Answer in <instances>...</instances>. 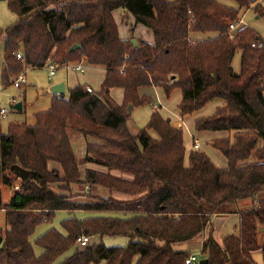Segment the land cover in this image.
<instances>
[{"label": "trees", "instance_id": "obj_1", "mask_svg": "<svg viewBox=\"0 0 264 264\" xmlns=\"http://www.w3.org/2000/svg\"><path fill=\"white\" fill-rule=\"evenodd\" d=\"M232 1L237 7L216 0H8L18 20L0 31L3 87L25 67L43 68L49 60H84L103 66L106 77L97 93L75 86L67 96H54L35 124L11 123L0 131V210L7 226L0 228V264H55L70 251L57 264H185L192 253L178 246L203 235L213 217L233 212L239 216L236 233L218 243L215 228L208 230L201 259L258 264L253 254L259 251L264 264V41L247 24L229 37L241 10L264 18V0ZM116 10L151 30L153 42L122 40ZM237 52L238 72L232 68ZM141 87H160L167 97L180 89L181 117L211 101L224 102L197 119L194 131L233 133L209 143L227 168L195 147L186 157L183 130L157 111L133 134L127 108L150 100L139 95ZM112 88L124 90L121 105L111 98ZM73 132L86 139L83 170L71 145ZM50 162L58 167L49 169ZM12 165L28 170L27 180L17 185ZM72 185L108 196H76ZM1 186L12 191L6 203ZM58 211L87 216H69L61 229L50 228L31 242L36 228ZM82 236L90 239L86 246L77 244ZM95 237L128 242L107 247L91 243Z\"/></svg>", "mask_w": 264, "mask_h": 264}, {"label": "rangeland", "instance_id": "obj_2", "mask_svg": "<svg viewBox=\"0 0 264 264\" xmlns=\"http://www.w3.org/2000/svg\"><path fill=\"white\" fill-rule=\"evenodd\" d=\"M168 1H173V0H168ZM218 3L223 4V5H227V6H232V7H237V5L232 1V0H216ZM244 10H248V9H244ZM251 10V9H249ZM121 13H123L124 11L120 10ZM254 11L251 10V13L248 15L246 21H248L249 23H251L252 25H254V27L259 31L260 36H262L264 38V18H261L259 20L254 18L253 13ZM255 14V13H254ZM242 18H244L245 21V17L242 14ZM116 19H119V16H117ZM18 20V17L15 13H13L9 7H8V0H0V31L4 32V30L14 24L16 21ZM245 21V22H246ZM121 25H118L119 31H120V35H123L124 31V27H120ZM2 38V37H1ZM240 52L236 53V56L234 58V62H233V66L236 69L239 68V59H240ZM76 62H71L70 65L74 64ZM4 64L3 61V54L2 51H0V109H4L5 111H7L6 115L4 116V118L2 116H0V125H1V130L2 133H6L8 130V125L10 122L13 123H19V124H27V125H33L36 123L35 121V116L34 114L40 111H43L45 109H47L49 107V97H47L48 95V84L50 83L49 79H48V69L44 68V69H38V70H28V72L26 71V85L22 88V89H17L13 84L8 85L6 88L3 87V85L1 84V68L2 65ZM64 71V70H63ZM57 73V72H56ZM60 74V73H59ZM14 79H12L13 81ZM25 89V90H24ZM178 89V88H176ZM175 90V89H174ZM172 91V93H174L175 91ZM93 93H97L94 92ZM171 93V94H172ZM170 94V95H171ZM165 95V93H164ZM166 98H169L165 95ZM179 97V96H178ZM175 95H173L172 102H175ZM13 99L15 100V102H13ZM218 101V100H215ZM18 102H24L25 103V108L24 111L20 112V113H16L14 111V109L12 108V105ZM216 103H211L210 107H206V109H204L202 111L203 113H206L209 108H211L212 106H214ZM131 106V105H130ZM135 108H132L130 111H133ZM128 110V108H127ZM129 111V110H128ZM132 113V112H131ZM137 115H135L132 118H130L132 124H137L140 127H145L146 126V122L148 121V117L151 115L150 114V108L149 107H145V106H140V108L138 109L137 112H135ZM207 114V113H206ZM188 118H195L194 115H191ZM191 131H193V134L199 137V141L200 143H202L207 149H203L205 151V153L209 156L212 157V153L211 152H215V149L210 146L209 142L206 144L207 139H213L215 137H218V134L216 132H212L210 131L209 133H199L195 134L194 133V127L192 126ZM185 133V140L187 141V144L189 141L192 142V140L188 139V129L186 127V129L184 130ZM70 141H71V145L73 147L76 159L78 164H80L82 162L83 157L85 156V143H86V139L78 134V133H70ZM209 140V141H210ZM212 142V141H210ZM201 150V149H199ZM218 152V151H216ZM220 155V153H218ZM221 156V155H220ZM52 163H54L55 167L51 166ZM187 164V162H186ZM49 169H53V168H57L58 167V163L55 162H50L49 164ZM82 166V170L84 168V166L82 164H80ZM79 165V166H80ZM114 174H117V172H113ZM16 184L19 185L20 184V180L18 179L16 181ZM2 188V201L3 203H6L9 200V196L12 193V191L10 192V190H8L6 188V186H1ZM73 188V194L77 196V194H80V192L84 193V194H89V195H94V196H108L107 192L104 190H99L97 189L96 191H92V192H88L89 188L86 187L84 190L83 188H81L79 185H72ZM14 191V190H13ZM86 191V192H85ZM85 200V199H84ZM249 203H245L243 204V206H246V208H250L248 207ZM241 206V205H240ZM69 216H75L78 218H84L87 216L86 213L83 212H75V213H68L65 211H58L56 212L54 218L52 221L47 222V223H43L41 225H39L34 234L31 236V242H33L39 235H41L42 233H44L46 230L50 229V228H57V229H61L60 228V222L69 217ZM220 216L218 219H216V216L213 217V220L216 219V221H214V225H211V228H209L208 230H213V228H215L214 232L217 231L218 227H217V220H219V222L224 218L225 221H222L223 223V227L219 229V237H224L226 234H228L230 230L229 227L233 228L234 230L237 228L236 223L239 222L238 218V212H233L231 214H223V215H218ZM228 216V219H226ZM234 223V224H233ZM213 224V222H212ZM6 226V221H5V213L4 210H0V228L5 229ZM237 230H235L236 232ZM209 234V233H208ZM215 235V234H214ZM203 235H201L200 237H198V239H201ZM205 237V235L203 236ZM101 242L102 244H104L107 247H123L127 244L128 240L125 237H105L101 240H99L97 237L95 238H91V243H99ZM194 245V244H193ZM189 246L187 247V249L192 253V254H196L197 257L199 258V260H201V254H200V249L198 247H194ZM179 247V246H178ZM34 251L36 255H40L42 250L37 247L34 246ZM72 252H68L67 254L63 255L61 258H59V260L55 263H59L60 261H62L66 256H69ZM253 258L254 260L258 263V264H263L262 260H261V253L260 252H255L253 254Z\"/></svg>", "mask_w": 264, "mask_h": 264}, {"label": "crops", "instance_id": "obj_3", "mask_svg": "<svg viewBox=\"0 0 264 264\" xmlns=\"http://www.w3.org/2000/svg\"><path fill=\"white\" fill-rule=\"evenodd\" d=\"M241 13L244 15L245 21H246L248 15L251 13V10H249V9L248 10H241ZM253 15H254L255 19H257V20L261 19V18H258L254 13H253ZM117 16H119V19H116ZM113 18H114V21L117 25V28H118V25H121L122 27H124L125 32H123V35H120V31L118 28L119 37L122 40H128V39L133 40V39H135L137 41L138 39H142L148 43L153 42L154 37H153L152 31L149 30L148 28L140 25V24H136L134 17L132 15H130L129 13H126V12L121 13L120 10H116L113 12ZM245 24L250 25L255 30H257L254 27V25H252L248 21H246ZM190 39L201 40V38L197 37V36L190 37ZM262 39L264 41L263 37H262ZM235 56H236V54H235ZM235 56H234V58H235ZM234 58L232 61V68L234 71L238 72L240 69V59H239V68L235 70V68L233 66ZM81 62H82V66H83L82 71H75V70H69L68 71V70L63 69V68L57 69V71H56L57 73L55 72L54 76H52L51 78L48 77V79L50 81V83L48 84V90H49L50 86L64 82L65 83V90H66L65 96H67L68 91L70 89H72L78 85L85 86L86 88L90 87V88H92V90L94 92H98L100 90L102 82L104 81V79L106 77L105 68L103 66L90 65V64L86 63L84 60H82ZM31 69L32 70H38V69H44V68H30L28 70H31ZM28 70H27V72H28ZM25 85H26V83L24 85H22L20 89H22ZM4 88H6V87H4ZM174 91L175 92L172 93L169 98H166L164 95V90L160 87H141L138 90L139 95L141 97L142 96H148L150 98V100L145 105H143L145 107L150 108V114L157 111L162 116V118L170 120L171 123L176 124L177 127L181 128L183 130V140H184V147L186 149V157L188 156L189 152L194 148V145H197L198 149H201L205 153L204 150L207 148L202 143H200L199 137L193 134V131H191V128H192V126L194 127L195 121L197 119L202 118V117L211 116L216 111L217 108L223 107L225 105V103L222 101H211L204 107V109H206V107H210L211 103H213V102L216 104L214 106H212L211 108H209V110L206 112L207 114L206 113L202 114V111L204 109H201V110L196 111L195 113L192 114L195 117L194 119L188 118V120H187V117H189L191 115L181 117L179 109H178V106H179L181 99H182L181 90L175 89ZM47 95H48L47 97H49V104L50 105L47 109H45L43 111H46L51 107V100L54 96L62 97V96H59L57 94H51L49 92ZM173 95H175V97H177V98H175L174 103L172 102V99H171L173 97ZM110 96L117 104L121 105L123 102L124 90L122 88H112V89H110ZM21 103H22V110L21 111L14 110L16 113H20V112L24 111L25 103L24 102H21ZM139 108L140 107H137L132 111V113H131L132 119L135 115H137L135 112H137ZM43 111H40V112H43ZM6 113H7V111L4 114L0 113V116H2L4 118ZM37 113H39V112H37ZM37 113H35L34 116ZM150 116L148 118H150ZM131 120H129V122H128V127L133 134H137L140 131V129H142L143 127H140L139 125L134 124V123L132 124ZM148 121H149V119H148ZM148 121L146 122V124L148 123ZM11 123H13V122H10L9 125ZM186 127L188 129V139L191 138L190 140H192V142L189 141L188 144H187V141L185 140V133H184V130L186 129ZM0 130H1V125H0ZM209 132L210 131H203L202 133H209ZM194 133L200 135L199 133H201V132L196 133L194 131ZM216 133L218 134V137H215L211 140L207 139L206 144L208 142L210 143V141L229 138L230 135H233V133L230 134V133L225 132V131H220V132H216ZM150 134H152V133H150ZM216 151L217 150H215V152H211L213 155L212 157H209L207 154L206 155L210 158V160L214 163V165L216 167L227 168V160L221 154H220L221 155L220 156L218 154L219 152H216ZM186 162H187V160H186ZM54 165L55 164L52 163L51 166L53 167ZM11 195H12V193L10 194L9 198L11 197ZM219 217L220 216H216V219H218ZM216 219L213 220L214 226H215L214 221H216ZM226 219H228V216ZM222 221H225V219L223 218L220 222H219V220H217L218 229H217V231L214 232V234H215L214 238L218 243H221V240L224 238V237H219V229L223 227ZM235 224L237 226L238 223L235 222ZM229 228H230V230L227 231L229 233L226 234L225 236H227L229 234H235L236 233L235 230H237V228L235 230L231 227H229ZM204 235H205V237H203ZM203 236L201 237V239L196 238L194 240H191L189 242H186V243L179 245V249L189 251L187 249V247L192 246L193 244L195 245V247H198L199 249H201L203 241L208 236V230L203 234ZM194 245H193V247H194ZM258 252L259 251H257V253Z\"/></svg>", "mask_w": 264, "mask_h": 264}, {"label": "built area", "instance_id": "obj_4", "mask_svg": "<svg viewBox=\"0 0 264 264\" xmlns=\"http://www.w3.org/2000/svg\"><path fill=\"white\" fill-rule=\"evenodd\" d=\"M246 25L244 18H240L235 22H232L229 25V37L230 39H234L235 37V33L242 27ZM258 47H261L262 44L259 43L257 44ZM253 46H255V44H253ZM17 59L21 62H24V56L22 53H17ZM43 68H47L48 69V77L51 78L52 76H54L55 72L57 71V69L59 68H63L66 70H75V71H82L83 70V66H82V62H76L73 65L70 63H65L62 65H57L54 64L51 60H49L46 65ZM29 68L25 67L24 70L19 73L13 80L12 84L17 88L20 89L22 85H24L26 83V71ZM87 92L89 93H93L92 88L87 87L86 88ZM13 102H15V100L13 99ZM6 111L4 109L0 110L1 114H4ZM195 148H198L197 145H194ZM90 239L87 236H82L80 238H78L77 240V244L79 246H86L89 243ZM199 263V258L197 257L196 254H191L185 261V264H198Z\"/></svg>", "mask_w": 264, "mask_h": 264}, {"label": "water", "instance_id": "obj_5", "mask_svg": "<svg viewBox=\"0 0 264 264\" xmlns=\"http://www.w3.org/2000/svg\"><path fill=\"white\" fill-rule=\"evenodd\" d=\"M131 42L134 46L137 45V41L135 39L131 40ZM76 48H78V46L74 45L71 48V50H75ZM48 92L51 94H57L59 96L64 97L66 94L65 83L61 82L59 84H54V85L50 86ZM12 108L14 110L21 111L22 110V103L18 102V103L13 104ZM130 109H131V106L129 105L128 110L130 111ZM10 171L13 172L14 176L22 182L27 180V178L29 176V171L25 170L24 168H22L19 165H12L10 168ZM2 242H3V236L0 234V245L2 244ZM198 264H208V259L203 258V259L199 260Z\"/></svg>", "mask_w": 264, "mask_h": 264}]
</instances>
